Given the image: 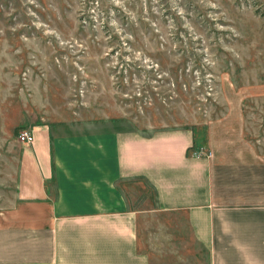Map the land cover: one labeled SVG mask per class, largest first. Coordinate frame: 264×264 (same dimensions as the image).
<instances>
[{
    "label": "rangeland",
    "instance_id": "1",
    "mask_svg": "<svg viewBox=\"0 0 264 264\" xmlns=\"http://www.w3.org/2000/svg\"><path fill=\"white\" fill-rule=\"evenodd\" d=\"M39 120L191 126L200 138L238 133L263 151L264 0H0L6 191L4 141ZM138 180L126 182L129 204L149 209L155 189ZM142 211L152 222L153 210Z\"/></svg>",
    "mask_w": 264,
    "mask_h": 264
},
{
    "label": "crops",
    "instance_id": "2",
    "mask_svg": "<svg viewBox=\"0 0 264 264\" xmlns=\"http://www.w3.org/2000/svg\"><path fill=\"white\" fill-rule=\"evenodd\" d=\"M16 125L35 139L4 141L0 264H264V150L243 135ZM136 177L155 189L152 222L129 204Z\"/></svg>",
    "mask_w": 264,
    "mask_h": 264
},
{
    "label": "built area",
    "instance_id": "3",
    "mask_svg": "<svg viewBox=\"0 0 264 264\" xmlns=\"http://www.w3.org/2000/svg\"><path fill=\"white\" fill-rule=\"evenodd\" d=\"M17 135L22 141L31 142L35 139L34 131L32 128H22L18 131ZM196 154L211 155L212 151L207 149H197Z\"/></svg>",
    "mask_w": 264,
    "mask_h": 264
},
{
    "label": "trees",
    "instance_id": "4",
    "mask_svg": "<svg viewBox=\"0 0 264 264\" xmlns=\"http://www.w3.org/2000/svg\"><path fill=\"white\" fill-rule=\"evenodd\" d=\"M23 127H24V125H18L17 128H16V132L18 131V129H21Z\"/></svg>",
    "mask_w": 264,
    "mask_h": 264
}]
</instances>
